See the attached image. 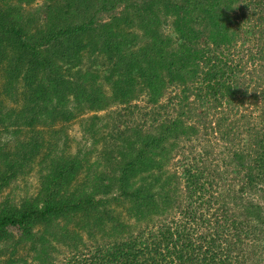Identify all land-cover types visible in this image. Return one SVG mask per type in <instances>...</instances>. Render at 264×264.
Returning <instances> with one entry per match:
<instances>
[{
    "label": "trees",
    "instance_id": "trees-1",
    "mask_svg": "<svg viewBox=\"0 0 264 264\" xmlns=\"http://www.w3.org/2000/svg\"><path fill=\"white\" fill-rule=\"evenodd\" d=\"M36 1L0 0V195L38 175L0 264H264V0Z\"/></svg>",
    "mask_w": 264,
    "mask_h": 264
},
{
    "label": "rangeland",
    "instance_id": "rangeland-1",
    "mask_svg": "<svg viewBox=\"0 0 264 264\" xmlns=\"http://www.w3.org/2000/svg\"><path fill=\"white\" fill-rule=\"evenodd\" d=\"M40 2L41 1H39V0L36 1L32 5V7L37 6L38 4H40ZM100 74H102V72H100ZM2 81H3V78H2V74L0 72V84L2 83ZM102 88H103L104 92H108V87L104 83L102 84ZM144 101L145 100H143L142 97H140L139 99H137V102H135V104H137V106L139 108H141L145 105ZM12 104H14V103H12ZM12 104L10 103L9 105L12 106ZM19 104H20V101H18L15 104V106H12V108H18ZM115 109H116V107H111L109 110L107 109L106 111H99V112H95V113L94 112H85L83 114L76 115L72 119L65 121V122H62V123H59L57 126H55V129H61L62 130V133H63L62 140L66 144V147H65L66 150L71 155L74 154L77 150H80L82 152H85L86 150H88V152H89L90 148H91L89 145L91 143V140H89V138L87 137V134L84 132V129L88 126V124L91 121L94 123L97 122V120L95 121V118H92L93 116L102 117L104 114H106V112H111V111H114ZM241 110L245 115L247 113H249L245 108H242ZM134 112H137V111H134ZM132 117L136 120V117L139 119L140 115H139V113H133ZM190 122H192V121H190ZM200 132H201V129H200ZM198 138H199V136H196V138L195 137L193 138L194 140L192 139L191 143H186L183 145V147H184L183 150H185V155L187 154L186 152H189V150H190L189 148L192 145L193 146H194V144L197 145V139ZM200 138H201V136H200ZM211 143H212V145H207L205 143H202L199 145V148L201 145H203L204 150H207V148H212V147H214L213 149L215 152H219L221 150L222 145L220 143H218V142L213 143V141H211ZM213 144H216V146H214ZM58 147H61L60 142H58ZM93 154L94 153H92L91 155H93ZM179 159H181V156L177 155L174 158L173 162L177 165V163L179 162ZM214 159H215V161L218 162V160L216 159V156H214ZM219 165H221V164H219ZM168 168L171 170L173 169V167L169 166V165H168ZM176 168H177V166H176ZM37 185H38V175H37L35 170H32L31 172L26 173L25 175L19 177L15 182H13L7 189H5L1 193L0 198L7 197L12 202H18L21 200V198L33 196L36 189H37ZM61 258H62V256H60L58 254L55 257L54 264L63 263Z\"/></svg>",
    "mask_w": 264,
    "mask_h": 264
}]
</instances>
